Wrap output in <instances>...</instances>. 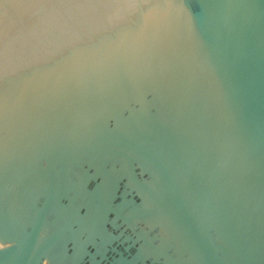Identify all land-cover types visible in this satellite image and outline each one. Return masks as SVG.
<instances>
[{
  "label": "water",
  "instance_id": "1",
  "mask_svg": "<svg viewBox=\"0 0 264 264\" xmlns=\"http://www.w3.org/2000/svg\"><path fill=\"white\" fill-rule=\"evenodd\" d=\"M0 264H264V0H0Z\"/></svg>",
  "mask_w": 264,
  "mask_h": 264
}]
</instances>
